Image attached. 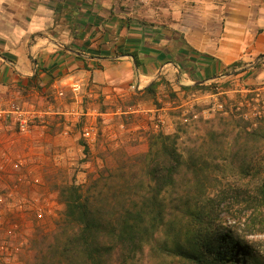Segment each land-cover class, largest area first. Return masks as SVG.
<instances>
[{
    "label": "rangeland",
    "instance_id": "obj_1",
    "mask_svg": "<svg viewBox=\"0 0 264 264\" xmlns=\"http://www.w3.org/2000/svg\"><path fill=\"white\" fill-rule=\"evenodd\" d=\"M133 1L50 0V5H56L57 26L62 31L70 22L80 23L77 20L85 15L79 11L81 8L89 11L88 22L93 23L95 18L90 13H101V17L108 19L118 12H130ZM183 56L175 54L172 58L180 64L181 75L187 73L197 78L198 69L182 60ZM263 62L264 56L259 57L258 71ZM236 69L234 66L218 79L200 83L203 88L193 90L183 89L179 84L183 79L176 78L177 74L172 81L167 75L160 76L161 84L154 97L136 93L130 97L108 98L91 86L80 93H74L71 87L62 92L38 80L29 85L0 82V264H26L32 257L31 239L38 228L43 225L49 230L55 229L61 221L64 205L54 185L86 183L102 167L113 164L112 154L121 151L138 154L148 150L152 134H171L181 122L192 127V133L183 138L184 147L196 145L207 149L219 138L244 142L248 137L245 131L251 132L256 124L242 131L236 123L231 125L220 119L239 120L243 118L242 113L264 112V80L247 84L235 77L243 71ZM229 73L231 78L226 77ZM13 105L21 108L27 120V130L22 133L17 129V116H6ZM87 127L94 129L93 141L83 136ZM210 127L216 131L214 137L207 134L202 139L205 129ZM216 174H219L217 181L204 179L200 184L189 176L179 182L173 194L188 200L199 198V206L206 208L209 204L205 200L212 198L219 223L230 227L251 247L259 264H264V232H248L252 210L246 200L253 194L254 181L245 178L243 182L239 175L245 174L236 170ZM16 181L19 187L15 186ZM42 206L47 209L43 218H38L36 208ZM172 225L165 226L156 241L144 247L135 264H192L179 251L190 249L186 228Z\"/></svg>",
    "mask_w": 264,
    "mask_h": 264
},
{
    "label": "crops",
    "instance_id": "obj_2",
    "mask_svg": "<svg viewBox=\"0 0 264 264\" xmlns=\"http://www.w3.org/2000/svg\"><path fill=\"white\" fill-rule=\"evenodd\" d=\"M132 3L130 12L108 19L90 13L93 23L81 8L80 23L70 22L60 31L50 0H0V82L29 85L38 80L62 92L80 83L83 91L91 86L108 98H122L144 95L163 75L172 81L177 74L185 86L211 82L236 66L243 70L235 75L242 82L264 80V62L258 71L264 56V0ZM175 54L194 64L197 78L182 77L180 64L172 60Z\"/></svg>",
    "mask_w": 264,
    "mask_h": 264
},
{
    "label": "trees",
    "instance_id": "obj_3",
    "mask_svg": "<svg viewBox=\"0 0 264 264\" xmlns=\"http://www.w3.org/2000/svg\"><path fill=\"white\" fill-rule=\"evenodd\" d=\"M131 56L139 66L137 54ZM161 80L144 89L146 97L155 96ZM203 86L195 83L182 88ZM222 119L236 123L242 131L253 124L244 118ZM255 123L256 128L245 131L248 137L242 143L219 138L202 149L182 145L192 127L178 122L171 134L150 135L146 151L112 154L113 164L102 167L86 183L54 185L64 205L63 217L55 229L38 228L30 244L33 254L26 264H135L144 247L172 224L186 228L190 249L179 251L192 264H259L251 247L219 223L212 198L205 200L209 204L206 208L199 206V198L188 200L173 194L179 182L189 176L200 184L204 179L217 181L218 171L236 170L245 174L239 175L243 182L245 178L254 181L253 194L246 200L252 210L248 232H264V116ZM207 129L202 139L216 133L211 127Z\"/></svg>",
    "mask_w": 264,
    "mask_h": 264
},
{
    "label": "built area",
    "instance_id": "obj_4",
    "mask_svg": "<svg viewBox=\"0 0 264 264\" xmlns=\"http://www.w3.org/2000/svg\"><path fill=\"white\" fill-rule=\"evenodd\" d=\"M71 89L74 93H80L83 91V86L80 84V83H75L74 85L71 86ZM11 114H15L17 117V122H18V132L19 133H22L24 131H26L27 129V120H26V117L24 116L23 114V111L21 110V108L19 106H16V105H13L12 106V110L9 111V113L6 115L7 117L8 116H11ZM264 116V112L262 113H255L254 115H249L248 113H242V117L246 120H249L251 121L253 124H256V120L259 119V118H262ZM13 118V117H12ZM15 118V117H14ZM83 136L84 138L87 140V141H93L95 139V133H94V129L92 127H87L84 129L83 131ZM21 166L24 167V163L22 164L21 163ZM16 167L18 168L19 165L17 164ZM3 168V167H2ZM19 181H16V185H18L19 187ZM39 209V210H38ZM45 209H47V207L45 206H42L41 208H36V211L38 212L37 216L38 218H43V214H45ZM36 212V213H37ZM12 234V233H11Z\"/></svg>",
    "mask_w": 264,
    "mask_h": 264
},
{
    "label": "water",
    "instance_id": "obj_5",
    "mask_svg": "<svg viewBox=\"0 0 264 264\" xmlns=\"http://www.w3.org/2000/svg\"><path fill=\"white\" fill-rule=\"evenodd\" d=\"M201 83H202V81H201Z\"/></svg>",
    "mask_w": 264,
    "mask_h": 264
}]
</instances>
